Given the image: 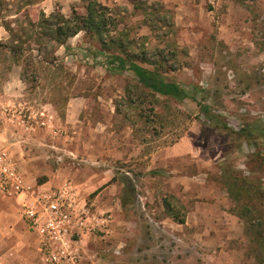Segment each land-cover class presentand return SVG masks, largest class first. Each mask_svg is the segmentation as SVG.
<instances>
[{
  "label": "rangeland",
  "instance_id": "rangeland-1",
  "mask_svg": "<svg viewBox=\"0 0 264 264\" xmlns=\"http://www.w3.org/2000/svg\"><path fill=\"white\" fill-rule=\"evenodd\" d=\"M43 1L0 0V86L9 88L21 80L20 100L27 102L17 109L0 107L16 115L24 128L40 125L45 134L53 123H46L43 103L53 104L63 121L68 101L85 99V144L66 145L63 134L48 132L59 152L65 149L62 154L71 148L94 154L99 150L94 134L101 124L108 125V132L117 130L115 146L110 139L106 145L122 154L128 148L132 158L103 167L115 171V187L108 189L110 183L85 200L92 214L110 217L108 229L115 230L100 243L110 248L104 253L110 259L106 263L257 264L247 255L246 225L232 213L234 203L218 183L222 165L248 173L247 163L257 148L246 139L236 141L223 126L215 127L201 107L211 106L232 131L253 126L264 132V0L102 3L116 23L109 25L110 36L124 46L103 54L85 32L68 40L69 50L46 39L40 44L35 33L42 16L84 15L89 2L41 5ZM16 48L17 57L12 53ZM110 53L129 56L146 68L157 65L168 80L189 92L194 88V100L156 94L129 70L114 73ZM54 56L56 64H47ZM258 141L264 143L261 133ZM171 148L177 155L167 157ZM259 173L264 181V171ZM167 202L185 217L184 225L170 218ZM21 215L24 219L23 208ZM104 236L108 234H97Z\"/></svg>",
  "mask_w": 264,
  "mask_h": 264
},
{
  "label": "crops",
  "instance_id": "crops-1",
  "mask_svg": "<svg viewBox=\"0 0 264 264\" xmlns=\"http://www.w3.org/2000/svg\"><path fill=\"white\" fill-rule=\"evenodd\" d=\"M51 1L63 3L69 0H45L41 5H47ZM98 1L104 4H113L125 0ZM32 6L27 5V7ZM1 40L2 38H0ZM18 68L20 71L22 70V66ZM1 70L0 68V72ZM8 86L9 88L5 85L0 86V105L3 108L9 107L11 109L26 105L27 102L20 100V97L23 96L22 81L20 80L19 84L14 83ZM86 105L87 102L83 98L70 99L66 106V115L62 121L60 118L58 119L53 104L43 103L42 108L47 113L46 123H53V125H50L51 130L46 128V131L53 132L55 135L63 134L66 145L68 143L73 144V141L78 144H85L84 140H86L87 135L84 136L82 132L81 114L86 109ZM28 109L31 110L32 116H34L36 111L31 103ZM49 118L52 119L49 120ZM59 123L61 124L59 125ZM39 126L30 124L28 128H24L16 115L1 111L0 146L6 148L20 164L21 170L25 173L27 185L30 188L59 187L66 182H71L82 207L86 206L87 195L96 192L100 188H107L110 183L116 181L115 171L107 170L108 165L113 166V161L117 162L119 158L124 157L128 160L132 158V153L128 148L125 154H122L116 148L110 149V145H106L107 139H110L113 143L114 138L118 135L117 130L108 132L106 130L108 125L101 124L100 128L96 130L99 134H94L99 150L95 151L94 154L84 152L87 153L86 155L82 154L78 148L66 149V154H62L65 149H62L63 152H59L58 149L60 148H56V145L48 137V132L43 134L45 129ZM112 146H115V143ZM175 151L176 148L167 150V155H170L167 157L177 155ZM71 157L76 158V160ZM68 159H71L72 163H66ZM105 166L106 169L103 168ZM114 184L112 183L108 189L114 188ZM102 193L106 195L107 192ZM22 200L23 197L18 199L0 197V264H42L39 238L29 229L21 215ZM114 232V229H110L108 236L97 237V234H86L81 238L80 242L83 245L86 264H107V260L110 259L104 253L110 248L103 247L100 243L113 235ZM91 239L96 241V246H93ZM114 247L115 253L120 254L121 249L118 246Z\"/></svg>",
  "mask_w": 264,
  "mask_h": 264
},
{
  "label": "trees",
  "instance_id": "trees-1",
  "mask_svg": "<svg viewBox=\"0 0 264 264\" xmlns=\"http://www.w3.org/2000/svg\"><path fill=\"white\" fill-rule=\"evenodd\" d=\"M111 11L109 7L98 0H89L85 7L84 15L73 12L70 18H66L62 14H52L49 17L42 16L44 18L40 22V31L35 33L37 41L41 44L46 39L57 45L66 46L69 50L68 40L80 32H85L101 45L99 50L101 54L111 51L115 45L122 49L124 46L121 43V39L110 36L109 25H116ZM31 25L35 26V23L31 22ZM19 51L20 48H16V50H12V53L17 57L20 54ZM108 55L109 66L114 73H123L129 70L143 87L150 89L156 94L167 96L180 102L185 99L194 100V94L192 93L194 88L192 92H189L177 82L168 80L156 68L157 65H154V69H150L137 63L129 56L113 53ZM50 60V62L46 63L51 66H54L55 62H57L55 56ZM201 112L206 115L207 121L215 127L221 128L223 126L224 129L230 131L232 137L234 136V139H237L236 141L238 139H246L250 143H254L257 148V151L247 163L248 173L243 170H235V167L229 165H222L218 183L226 190L227 195L234 203L232 213L242 219L246 225L245 230L250 241L248 257L253 258L257 264H264V181L259 173V171H264V143L258 141L260 133L264 137V132L262 128L253 126L248 128L241 127L240 132L232 131V129L228 128V124L221 120L220 115L213 114V108L208 105L202 106ZM133 190V188H130L129 192ZM128 200H130L129 195L126 199H122L123 206H126ZM167 205L170 218L178 224L184 225L186 223L185 217H182L181 213L171 203L167 202Z\"/></svg>",
  "mask_w": 264,
  "mask_h": 264
},
{
  "label": "built area",
  "instance_id": "built-area-1",
  "mask_svg": "<svg viewBox=\"0 0 264 264\" xmlns=\"http://www.w3.org/2000/svg\"><path fill=\"white\" fill-rule=\"evenodd\" d=\"M0 197H23L24 220L39 238L42 264H86L81 238L110 231V217L94 215L86 206L82 207L71 182L59 187L30 188L20 164L2 146Z\"/></svg>",
  "mask_w": 264,
  "mask_h": 264
}]
</instances>
